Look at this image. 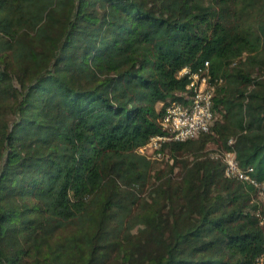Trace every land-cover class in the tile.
<instances>
[{"label": "trees", "instance_id": "16d2710c", "mask_svg": "<svg viewBox=\"0 0 264 264\" xmlns=\"http://www.w3.org/2000/svg\"><path fill=\"white\" fill-rule=\"evenodd\" d=\"M206 62L216 120L160 152L203 154L216 136L213 181L238 195L190 227L188 250L148 264H256L264 252L258 191L220 158L264 185V0H0V264H110L152 177L140 150L166 134V108L188 102L180 72Z\"/></svg>", "mask_w": 264, "mask_h": 264}, {"label": "rangeland", "instance_id": "374dc122", "mask_svg": "<svg viewBox=\"0 0 264 264\" xmlns=\"http://www.w3.org/2000/svg\"><path fill=\"white\" fill-rule=\"evenodd\" d=\"M153 149L148 144L143 152L150 156ZM221 149L214 136L204 153L211 158L214 153L219 155ZM204 153L184 152L177 158L150 157L152 177L148 191L128 227L133 241L122 245L110 264H148L150 257L159 259L174 245L188 250L190 243L185 233L196 227L206 211H213V221L231 212L233 207L228 203L233 195H238L237 188L222 180L220 184L217 179L213 181V176L221 173V165L206 158Z\"/></svg>", "mask_w": 264, "mask_h": 264}, {"label": "built area", "instance_id": "2783aa9c", "mask_svg": "<svg viewBox=\"0 0 264 264\" xmlns=\"http://www.w3.org/2000/svg\"><path fill=\"white\" fill-rule=\"evenodd\" d=\"M180 75L187 76L189 81L187 89L191 93L190 97L188 102L183 105L172 103L166 108L160 121L166 134L153 137L150 140V148H154L152 150L154 153L150 156L147 155L148 157L164 158L165 156L160 152V147L163 143H180L195 139L200 134L207 133L217 118L213 109L215 87L209 82L208 63H204L203 69L197 73H190L188 69H183ZM143 149L140 152L145 154ZM220 158L224 164L225 177L250 183L257 189V196L261 201L263 211L264 185L257 184L251 177L253 169H241L235 155L231 152L223 153ZM260 225L264 226V218L261 219ZM256 264H264V252L256 259Z\"/></svg>", "mask_w": 264, "mask_h": 264}]
</instances>
